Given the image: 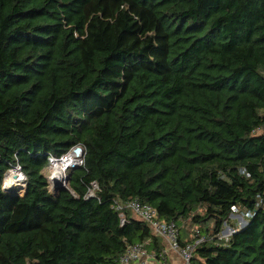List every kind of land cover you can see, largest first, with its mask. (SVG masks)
Returning <instances> with one entry per match:
<instances>
[{"label": "trees", "instance_id": "16d2710c", "mask_svg": "<svg viewBox=\"0 0 264 264\" xmlns=\"http://www.w3.org/2000/svg\"><path fill=\"white\" fill-rule=\"evenodd\" d=\"M263 125L264 0H0V264L159 254L117 198L175 222L182 245L197 225L192 264H264ZM77 145L54 194L49 156ZM17 165L21 193L3 186ZM234 207L249 224L214 239Z\"/></svg>", "mask_w": 264, "mask_h": 264}, {"label": "built area", "instance_id": "2783aa9c", "mask_svg": "<svg viewBox=\"0 0 264 264\" xmlns=\"http://www.w3.org/2000/svg\"><path fill=\"white\" fill-rule=\"evenodd\" d=\"M264 125L257 128L256 133H263ZM74 147L66 154L59 157L55 155L49 156V167L46 174L47 180L49 182L50 190L54 193L55 184L57 180L63 185L68 186L67 178L68 171L71 168H75L84 163V154L77 156L73 151ZM67 162L69 164L63 166L62 164ZM16 170L19 175L22 176L23 186L21 189L26 187V177L23 174L21 167L19 165L10 169L4 178V188L7 191H16L15 189L9 188L6 185V177L11 171ZM19 189V188H18ZM99 189L98 183L93 181L89 186L88 192L86 194L87 198L95 197L96 190ZM113 208L118 212L120 217L121 225H124L127 221V211L133 212L136 216L145 220L153 229L155 235L161 237L167 244L159 254L148 249L149 241L127 245L126 250L120 256V264H175L170 261L169 254L174 253L177 259L180 261L179 264H192V258L196 245L201 241L205 240L204 237L200 236V230L197 225L191 227V234L196 238L194 242H187L182 245L179 241L180 229L175 222H164L158 219V214L155 208L149 204L143 203L137 199L122 201L117 198L114 201ZM252 216V212L248 210H240L235 208L232 210L230 219L234 220L233 224L225 221L222 229L214 235V239L220 241L228 242L230 237L236 233L240 228H242L249 218ZM174 260V259H172Z\"/></svg>", "mask_w": 264, "mask_h": 264}, {"label": "bare ground", "instance_id": "6f19581e", "mask_svg": "<svg viewBox=\"0 0 264 264\" xmlns=\"http://www.w3.org/2000/svg\"><path fill=\"white\" fill-rule=\"evenodd\" d=\"M67 164H69V163L64 162L62 165L65 166ZM17 178H18V181L14 182ZM6 184H7L6 186L9 188L16 187L17 184H19V185L21 184L23 186L22 176L19 175V173H17L16 170L11 171L9 173V175H7V177H6Z\"/></svg>", "mask_w": 264, "mask_h": 264}, {"label": "water", "instance_id": "95a60500", "mask_svg": "<svg viewBox=\"0 0 264 264\" xmlns=\"http://www.w3.org/2000/svg\"><path fill=\"white\" fill-rule=\"evenodd\" d=\"M73 151H74V154L77 156L83 155L85 153V150H84L83 146H81V145L75 146ZM68 179L69 178H67V182H68ZM54 184H55L54 194H56L61 189H69L68 186L63 185L61 182H59L57 180L54 182ZM248 224H249V222H247L243 227L247 226Z\"/></svg>", "mask_w": 264, "mask_h": 264}, {"label": "rangeland", "instance_id": "374dc122", "mask_svg": "<svg viewBox=\"0 0 264 264\" xmlns=\"http://www.w3.org/2000/svg\"><path fill=\"white\" fill-rule=\"evenodd\" d=\"M18 181V178L14 181V182H17ZM22 185L20 184H17L16 185V187L18 188V187H21ZM16 187H11L12 189H15ZM21 188H19V189H15L16 191H11V192H17V193H21L22 191L20 190ZM53 190H55V189H53ZM231 224H233V223H231ZM172 261H174L175 262V264H179L180 263V261L177 259V260H172Z\"/></svg>", "mask_w": 264, "mask_h": 264}, {"label": "crops", "instance_id": "0c3cea01", "mask_svg": "<svg viewBox=\"0 0 264 264\" xmlns=\"http://www.w3.org/2000/svg\"><path fill=\"white\" fill-rule=\"evenodd\" d=\"M234 222V220H232V223ZM169 257H170V259L172 260V259H174V260H177V256L174 254V253H170L169 254ZM174 261H172V263H173Z\"/></svg>", "mask_w": 264, "mask_h": 264}]
</instances>
